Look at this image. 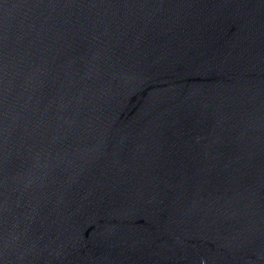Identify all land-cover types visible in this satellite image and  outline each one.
Here are the masks:
<instances>
[{
  "label": "water",
  "instance_id": "water-1",
  "mask_svg": "<svg viewBox=\"0 0 264 264\" xmlns=\"http://www.w3.org/2000/svg\"><path fill=\"white\" fill-rule=\"evenodd\" d=\"M0 264H264V0H0Z\"/></svg>",
  "mask_w": 264,
  "mask_h": 264
}]
</instances>
